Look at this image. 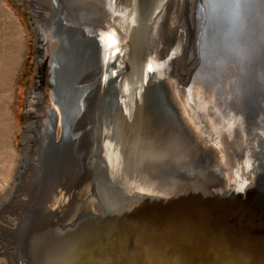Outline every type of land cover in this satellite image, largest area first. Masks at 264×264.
Instances as JSON below:
<instances>
[{"label":"water","instance_id":"water-1","mask_svg":"<svg viewBox=\"0 0 264 264\" xmlns=\"http://www.w3.org/2000/svg\"><path fill=\"white\" fill-rule=\"evenodd\" d=\"M84 2L96 30L88 23L86 46L66 51L59 70L55 58L51 75L42 56L53 39L44 47L34 29L33 91L48 76V86L70 83L74 98L57 113L33 98L20 149L24 171L42 131L30 126L47 118L64 229L81 241L59 243L55 217L30 240L45 207L22 221L28 234L0 233L2 255L35 264L32 252L50 243V252L69 246L68 264H264V0ZM178 136L182 148L166 160L163 139ZM50 141L37 144L34 174Z\"/></svg>","mask_w":264,"mask_h":264},{"label":"bare ground","instance_id":"bare-ground-1","mask_svg":"<svg viewBox=\"0 0 264 264\" xmlns=\"http://www.w3.org/2000/svg\"><path fill=\"white\" fill-rule=\"evenodd\" d=\"M33 1V0H32ZM73 5L70 4L71 0H35L31 4V8L33 11L34 19L36 22V25L39 30L40 37L44 38L45 43L44 47L47 46L49 41V37H52L53 39V45L51 43V48L47 52L45 57L44 54L42 56L43 59V66L48 70V75H51L52 73H55V71H52L51 65L52 62L55 61L54 59L57 58V68H61L59 63L65 59H67V55L64 56V53L75 46L76 43H81L84 46H86V42L88 38H86V33L84 30H90L89 24H93V30H96V25L94 21V17L91 18V20L88 22L89 17L96 16V13H94V10L92 9V6L88 4V2H84V0H72ZM89 23V24H88ZM92 36L94 35V32H91ZM48 38V41L46 40V37ZM47 41V43H46ZM56 43V44H55ZM49 47V44H48ZM46 49V48H45ZM47 61H46V59ZM47 62V66H46ZM57 70V72H58ZM48 78V76H47ZM46 78V88L42 91L41 94L35 93L33 91V95L30 96L31 99H38L41 101L40 108L36 106L32 101H29L27 106L29 108V111L33 114H36L37 111H34V108L38 107L39 109H42V105H46L43 101L45 99L47 101H50L49 105L51 106V110L53 112H56L61 109L65 110L67 107H69L72 102L70 101L72 97L74 98V88L70 86V83H67L65 86L62 81H59V83H56L55 81L53 84L51 83L48 86V80ZM48 79L51 80L49 77ZM68 82V81H67ZM44 103V104H43ZM39 112V111H38ZM44 112V111H43ZM28 114V111H27ZM46 124H48L47 118H41L40 122L37 123V120L30 126L31 128H35L37 130L40 128L39 137H37V134L34 140V148L33 152L31 153V161L30 163H27V168H24L23 170H20L21 161L20 159L23 157L22 152L20 151L17 161V167L14 172L15 177L12 180V182L9 185L10 192H4L2 196L0 197V216H4L7 214H10V221L9 224L7 221L4 220L5 224H8V227L5 230V233L12 234L13 232H17L18 230H21L23 234H28V227L22 226V221L25 219L27 220L29 217L28 224L30 225L33 218L35 217H42L41 211L43 208L46 207L47 210L45 214V221H40V224L37 229H34V232L31 233L28 236L30 240H32L31 237L34 236H42V224H46L48 227H51L50 223H52V218H54L53 223H58L59 226H62L63 228L60 229L58 242L61 243L62 241L69 240L71 242L77 241L78 243L81 241V238H71L77 233L73 231V233H70L69 226L65 228V223L67 219L70 216V212L68 209L64 208L59 203V198L57 197L56 187L55 184L58 183V179H55L57 173L55 174L56 170L54 169V163L58 159V152L56 153L57 149L53 145V130H50L47 128ZM75 125V124H74ZM47 132V134H46ZM177 135V134H176ZM30 134L25 133L23 135L22 141L25 140V138H28ZM33 136V135H32ZM69 136V134H68ZM73 135L70 134V137ZM180 136L177 138H174V140L170 139V141H167V139H163V143L167 145V148L164 147V144L162 143V147L165 149H162V157L166 160H171L175 157L177 153H179V150L182 148V141ZM33 139V138H32ZM42 139L50 141L48 144V148L46 149V152L41 159L42 161V168H44L43 173L34 174L35 168H36V162L38 161V154H37V144H42ZM169 139V138H168ZM158 148H161V146H157L154 149L153 158L157 155L159 152ZM49 150V151H47ZM166 150L169 151V153H166ZM186 159V158H185ZM43 170V169H42ZM23 171V172H22ZM41 175V176H40ZM40 176V177H39ZM8 187V186H7ZM55 203L57 205L56 208L50 209L49 207ZM49 206V207H48ZM54 210V211H53ZM3 212V213H2ZM13 212V213H12ZM51 213V216L49 214ZM55 213V214H53ZM55 215V216H53ZM3 222V223H4ZM1 223V222H0ZM63 223V224H62ZM4 226V225H3ZM6 226V225H5ZM34 226V223L32 224ZM35 227V226H34ZM47 227V228H48ZM2 228V227H0ZM45 228V230L47 229ZM57 225L53 224L52 228L50 229L52 232H56ZM3 229V228H2ZM22 235V233H21ZM64 237V239H63ZM42 239V238H40ZM33 241H30L31 243ZM64 243V242H63ZM35 248L40 247V243H36ZM33 247V249H35ZM53 247V245H52ZM51 245L48 243L45 247V250H51ZM65 248L69 249V246H64L63 244H59L56 246L51 252L49 250L48 253H45L44 255H35L37 252L36 249L32 252L33 254V260L35 259V264H68L66 261H63ZM38 250V249H37ZM35 252V253H34ZM7 264H13L11 259L8 258Z\"/></svg>","mask_w":264,"mask_h":264},{"label":"rangeland","instance_id":"rangeland-1","mask_svg":"<svg viewBox=\"0 0 264 264\" xmlns=\"http://www.w3.org/2000/svg\"><path fill=\"white\" fill-rule=\"evenodd\" d=\"M33 1L0 0V197L6 191L11 193L22 138L33 115L27 104L39 74L40 48L34 37L39 30L30 4ZM9 218L10 214L0 216V233H5ZM3 253L0 250V264H7Z\"/></svg>","mask_w":264,"mask_h":264}]
</instances>
